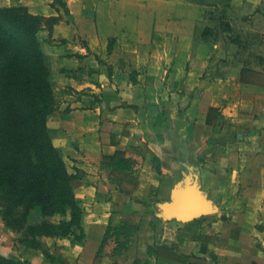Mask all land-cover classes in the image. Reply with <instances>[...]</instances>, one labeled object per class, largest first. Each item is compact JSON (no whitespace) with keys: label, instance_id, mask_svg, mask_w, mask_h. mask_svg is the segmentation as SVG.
Here are the masks:
<instances>
[{"label":"crops","instance_id":"0c3cea01","mask_svg":"<svg viewBox=\"0 0 264 264\" xmlns=\"http://www.w3.org/2000/svg\"><path fill=\"white\" fill-rule=\"evenodd\" d=\"M59 1L67 13L38 38L55 98L68 108L49 116L47 124L68 171L77 176L85 239L42 240L57 241V252L70 264H264V82L243 81L245 66L233 76L217 75L220 50L197 36L204 1ZM230 2L253 8L248 22L264 0ZM52 3L0 0L2 7L61 16ZM211 107L219 115L209 125ZM116 152L123 153L134 183L111 175L105 157ZM194 172L199 190L215 204V221L166 222L175 227L173 237L148 246L168 247L202 263L149 255L134 237L122 254L104 252L96 261L109 225L137 224L113 208L115 197L130 200L151 186L171 195ZM201 229L203 237L194 238ZM29 255L28 249L20 259L29 262Z\"/></svg>","mask_w":264,"mask_h":264},{"label":"trees","instance_id":"16d2710c","mask_svg":"<svg viewBox=\"0 0 264 264\" xmlns=\"http://www.w3.org/2000/svg\"><path fill=\"white\" fill-rule=\"evenodd\" d=\"M61 19L33 15L23 6H0V216L9 230L22 234L20 243L26 249L41 250L51 264L69 262L61 254L43 249L42 238L73 236L72 243L85 239L83 211L75 194L77 176L68 171L47 124L57 101L38 32ZM259 77L261 72L251 67L241 70L243 81H260ZM218 115L219 109L211 107L207 124H214ZM106 161L114 175L130 181L126 172L129 164L122 152L106 156ZM58 215L68 218L56 222L53 218ZM137 230V224L127 221L120 228L109 225L96 261L104 252L122 254ZM147 253L172 261L202 263L199 257L178 255L164 246H148ZM0 264L26 262L0 252Z\"/></svg>","mask_w":264,"mask_h":264},{"label":"rangeland","instance_id":"374dc122","mask_svg":"<svg viewBox=\"0 0 264 264\" xmlns=\"http://www.w3.org/2000/svg\"><path fill=\"white\" fill-rule=\"evenodd\" d=\"M204 18L198 24L197 36L209 40L211 43L217 45V49L220 50V61L217 75L230 74L231 76L238 73L240 66H255L258 72H261V80L264 82V3H261L256 8L259 14H255L251 21L247 22V16L253 8L244 9L231 7L229 0H203ZM52 4L61 11V16L67 13L65 5L59 0H52ZM255 21V22H254ZM256 34L262 35V38L256 37ZM261 70V71H260ZM54 92V90H53ZM57 101V99H56ZM55 112L62 111L64 108H68L67 105H62L61 100L56 102ZM60 109V110H58ZM231 125V124H230ZM114 175V174H111ZM116 176V174L114 175ZM119 176V175H117ZM120 177V176H119ZM134 183L133 180L129 179ZM135 180V179H134ZM131 183V184H132ZM132 187L131 185H129ZM113 199V197H112ZM171 201V195L165 194L160 188L151 186L146 191L133 192L130 200L127 196L115 197L113 200V207L115 210L119 208L121 211H114V213L124 215L127 218H133V221L137 222L138 230L134 232L132 238H137V245L146 251L147 246L153 243L157 238H161L162 241L173 237L175 227L165 225L166 222L172 220H165L160 216L159 205L163 202ZM129 206V207H128ZM125 207H128L127 209ZM127 210V211H122ZM127 212V213H126ZM218 213H214L209 216L202 217L201 221L211 223L215 221ZM62 218H68V216H55L54 221L58 222ZM155 219L164 220L165 223L155 224ZM36 221L39 218L36 217ZM176 226H183V223L176 221ZM166 231V234L163 232ZM203 229L200 233L193 235L196 237H203ZM159 233H162L159 235ZM168 233V234H167ZM170 233V234H169ZM21 233L12 232L9 230L1 216H0V252L13 259H20L28 250L24 245L20 243ZM61 239V238H58ZM130 240V241H131ZM170 241V239L168 240ZM156 242V241H155ZM154 242V243H155ZM43 249L50 250L54 254L57 252L58 242L43 241ZM30 250L29 262L26 264H51L50 261L43 255L41 250ZM35 251V252H34ZM70 264V263H69Z\"/></svg>","mask_w":264,"mask_h":264},{"label":"water","instance_id":"95a60500","mask_svg":"<svg viewBox=\"0 0 264 264\" xmlns=\"http://www.w3.org/2000/svg\"><path fill=\"white\" fill-rule=\"evenodd\" d=\"M161 217L183 223L193 222L215 213V204L199 190V176L194 172L185 182L177 186L171 201L159 205Z\"/></svg>","mask_w":264,"mask_h":264}]
</instances>
